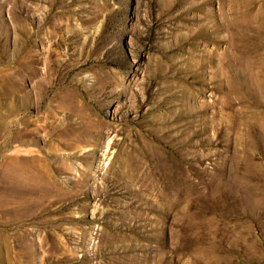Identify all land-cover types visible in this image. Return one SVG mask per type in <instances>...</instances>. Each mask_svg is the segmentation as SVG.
Masks as SVG:
<instances>
[{"label": "rangeland", "instance_id": "1", "mask_svg": "<svg viewBox=\"0 0 264 264\" xmlns=\"http://www.w3.org/2000/svg\"><path fill=\"white\" fill-rule=\"evenodd\" d=\"M0 264H264V0H0Z\"/></svg>", "mask_w": 264, "mask_h": 264}]
</instances>
